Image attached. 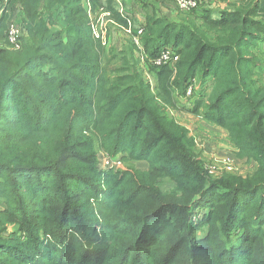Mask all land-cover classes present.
<instances>
[{
    "label": "trees",
    "instance_id": "16d2710c",
    "mask_svg": "<svg viewBox=\"0 0 264 264\" xmlns=\"http://www.w3.org/2000/svg\"><path fill=\"white\" fill-rule=\"evenodd\" d=\"M4 2L0 264H264V57L255 52L264 0H236L220 18L199 7L179 21L145 6L146 60L178 55L146 68L128 62L140 50L133 40L121 51L95 40L86 6L101 0ZM112 2L102 6L127 26ZM14 5L19 50L7 40ZM194 82L188 111L227 132L253 173L205 169L171 113ZM99 152L124 165L104 170Z\"/></svg>",
    "mask_w": 264,
    "mask_h": 264
},
{
    "label": "rangeland",
    "instance_id": "374dc122",
    "mask_svg": "<svg viewBox=\"0 0 264 264\" xmlns=\"http://www.w3.org/2000/svg\"><path fill=\"white\" fill-rule=\"evenodd\" d=\"M166 1V2H165ZM163 1L164 4L167 5L164 6L165 9L169 10V11H180L179 8L176 6L175 1L174 0H165ZM214 0L208 1L207 3H202L199 7H208L212 5V2ZM88 5H90L88 3ZM103 3H100V6L102 8H105L102 6ZM98 8H101V7ZM91 7V6H90ZM138 9L141 10V14H142V18L146 21V15H147V10H145V7L143 9V7L137 6ZM142 8V9H141ZM153 8V6L151 5L149 7ZM86 9L88 10V6H86ZM92 10V14H96L97 11ZM150 12V11H149ZM162 8H160L159 13H162ZM183 12V11H182ZM124 13V12H123ZM125 14V13H124ZM163 14V13H162ZM168 14H171L168 13ZM89 15V13H88ZM126 15V14H125ZM164 15V14H163ZM166 16V15H165ZM172 15H170L171 17ZM177 17L178 15H173L172 17ZM12 17V15H11ZM169 18V16H167ZM221 17V16H220ZM91 19V18H90ZM130 20V19H129ZM169 20H172L169 18ZM144 21V22H145ZM128 23H131L130 21H128ZM11 24H15L18 26V28L21 30L22 29V23L21 22H17V21H13L11 20V22L9 23V26ZM145 24V23H144ZM132 27L134 28V31H137L138 29H136L133 24L131 23ZM8 26V27H9ZM143 27V26H142ZM110 31L107 35L106 41H107V45L106 48H110V39H109V34L112 31V29H119V34L122 36L119 40L120 45L118 46V51H121L124 49L125 45L128 43V41L132 40L130 37H128L125 33V31L123 29H120L119 27L116 26H111L109 27ZM144 30V27L141 28ZM22 32V31H21ZM110 43V44H109ZM137 47H139L140 50L135 52V59L131 58L128 62L133 63V60L138 59L140 61V63L146 68L149 64L150 65H155L157 58L152 59V60H146V54L144 53L143 48L141 47V43H140V38L138 39V43H136V41L133 42ZM259 49L256 48L255 52L258 53V57H259V53L261 55H263L264 57V44H259L258 45ZM262 51V52H261ZM121 64V61H119L118 63L115 62L114 65H117V67ZM103 65L104 67H106V61H103ZM261 73H263V70H259ZM148 78L150 80V83L152 85H154V79L151 75L147 74ZM263 79V77H262ZM197 84L196 82L193 83V85L197 88ZM193 95L191 96L190 99H181L180 100V105L178 106L177 109H173L171 111L173 117L182 125L186 126L188 129L191 130L193 136L196 139V143H197V147L201 150L202 152V156L203 159L207 162V164L209 165V169H211L212 171H214L217 175H214L215 177H222L224 175H238V176H247L250 173H253V170L256 169V164L253 161H247L246 159H239L236 154L234 153L233 149L231 148V146L229 145V143H227V141H225V139L227 140L226 136H225V132L222 129L219 128H213L214 125L210 128V124L209 122L205 121L204 118H202L201 116H195L193 114H190V112L188 111V109L192 106L193 107V103L195 102V98L193 97ZM188 116V118L190 120H187L186 117ZM196 121H198V125L196 127ZM209 124V125H208ZM216 129H218L219 131H217ZM222 144V146H221ZM210 147H212V156H209L211 154L210 152ZM210 149V150H209ZM219 149V150H218ZM226 154L225 156H222ZM99 159H100V164L102 165L103 160L107 161L109 159H111V157H106L104 156L101 152H99ZM228 159L227 161L229 163L232 164V168L233 171L231 173L227 172L224 168V166L222 164H220L223 160ZM124 164H121V166H123ZM120 166V167H121ZM119 167V168H120ZM138 168V167H137ZM139 169V168H138ZM163 188H171V183L169 182H165L163 185ZM1 206L0 207H5V204L3 202H1ZM206 213V210H201L200 213L198 214V218L201 217L203 214ZM15 230L13 229V225L12 228H10V230L8 231V233L5 234V236L9 235L10 233H13ZM203 233L202 232H198L197 233V237H202ZM21 241L25 240L24 235H21ZM21 243V242H20Z\"/></svg>",
    "mask_w": 264,
    "mask_h": 264
},
{
    "label": "built area",
    "instance_id": "2783aa9c",
    "mask_svg": "<svg viewBox=\"0 0 264 264\" xmlns=\"http://www.w3.org/2000/svg\"><path fill=\"white\" fill-rule=\"evenodd\" d=\"M176 6L179 8L180 11L183 12H190L195 9H198L202 3H207L211 0H174ZM97 13L92 14V10L90 5H88V13L89 17L91 18V28L92 33L95 40H98L104 47L107 45V35L110 31L109 27L116 26L120 29H123L128 37H130L133 42L136 41L138 43V39L143 33V29H138L136 34H134V28L132 27L131 23H128L127 26H120L118 25L112 17L111 11L106 8H97ZM22 33L21 30L18 28L17 25L11 24L8 27L7 32V40L8 44L11 49L19 50L21 48V37ZM178 61V55L171 49H165L160 56L158 57L154 66H161V65H168V64H175ZM195 86L192 85L187 91V97H191L193 95ZM197 144V143H196ZM228 159L223 160L220 164H222L225 170L229 173L233 171L232 164L227 161ZM122 161L120 157L111 158L107 161L103 160L101 167L104 170H112L117 169L121 166ZM205 169L209 172L210 175L214 176L217 175L214 171L209 169V165L207 162L205 163ZM215 177V176H214Z\"/></svg>",
    "mask_w": 264,
    "mask_h": 264
},
{
    "label": "crops",
    "instance_id": "0c3cea01",
    "mask_svg": "<svg viewBox=\"0 0 264 264\" xmlns=\"http://www.w3.org/2000/svg\"><path fill=\"white\" fill-rule=\"evenodd\" d=\"M5 0H0V17L5 9ZM163 1L165 0H113L112 2V7L122 16V17H125L128 21H130L133 26L136 28V29H141L144 27V19L142 18V14H141V10L137 8V6H140V7H144L145 6H153V8H155L156 10H160V8H162V13L166 16H169L170 19L174 20V21H179V16L182 13V11H169L167 9H165L164 6L167 7L166 4L163 3ZM168 1V0H167ZM236 1V0H214L212 2V5L211 7L208 6V10L212 13V16L214 18H220L221 16V13L223 10H233V8L231 7V4ZM102 3H105V0H101ZM166 2V1H165ZM164 5V6H163ZM206 8V7H204ZM142 9V8H141ZM126 14H124V13ZM171 14H168L170 13ZM178 15L177 17H172L173 15ZM11 15H12V20L15 22H20V16H21V7L19 5H14L11 9ZM170 15H172L170 17ZM130 19V20H129ZM143 26V27H142ZM119 30V29H118ZM117 29H112V31L110 32L109 34V39H110V47L111 48H116V49H119L118 46L120 45L119 43V40L120 38L122 37L120 34H119V31ZM192 107V106H191ZM191 107L189 109H191ZM188 109V110H189ZM192 114V113H190ZM187 120H190L188 118V116L186 117ZM198 121H196V127L198 125ZM209 125V124H208ZM213 125H210V128L212 127ZM213 128H219V127H216L214 126ZM220 129V128H219ZM217 131H219L218 129H216ZM225 132V131H224ZM228 133L225 132V136L227 138V140L225 139V141L228 142V137H227ZM230 145V144H229ZM222 146V144H221ZM231 146V145H230ZM231 148L233 149L234 153H235V150L234 148L231 146ZM198 151H200V154H202L201 150L197 147ZM211 149V150H210ZM210 152L211 154L209 156H212L213 153H212V147H210ZM219 150V149H218ZM226 154L222 155V156H225ZM201 158L203 159V156L201 155ZM204 160V159H203ZM204 162L206 163V161L204 160ZM136 167H138L140 170L142 171H145L149 168V164L147 162H138L135 164ZM254 171V170H253Z\"/></svg>",
    "mask_w": 264,
    "mask_h": 264
},
{
    "label": "clouds",
    "instance_id": "9594fccd",
    "mask_svg": "<svg viewBox=\"0 0 264 264\" xmlns=\"http://www.w3.org/2000/svg\"><path fill=\"white\" fill-rule=\"evenodd\" d=\"M190 98H191V97H187V96H186V99H190Z\"/></svg>",
    "mask_w": 264,
    "mask_h": 264
}]
</instances>
